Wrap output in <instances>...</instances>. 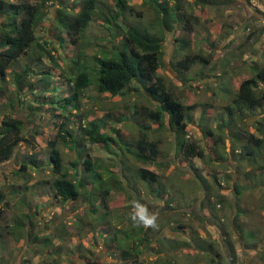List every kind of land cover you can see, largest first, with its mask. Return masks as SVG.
I'll list each match as a JSON object with an SVG mask.
<instances>
[{
	"label": "rangeland",
	"instance_id": "obj_1",
	"mask_svg": "<svg viewBox=\"0 0 264 264\" xmlns=\"http://www.w3.org/2000/svg\"><path fill=\"white\" fill-rule=\"evenodd\" d=\"M126 1L134 10L142 12V18L131 15L130 21H140L158 35L164 34L157 74L163 77L166 88L178 100L185 105H195L187 115L190 118L187 140L196 142L203 156L189 162L183 159L165 114L163 127L148 131L150 140L159 141L156 155L160 163L156 165L159 180L151 183L138 177L136 169L141 163L123 149L126 143L132 145L139 134V123H151L147 116H143L145 120L141 118L138 113L141 108L154 110L158 103L136 80H132L121 95L109 96L96 90V69L91 70L97 63L96 57L104 58L102 48L109 49L113 42L115 45L120 42L116 32L107 31L101 19L97 18L87 27L88 40L84 48L80 40L72 45L65 43L61 51L55 43L52 53L56 65L50 63L46 55L40 62H28V55H20L10 64L5 80L0 82V122L5 114H11L25 123L23 140L11 158L0 163V192L6 195V203L0 204L4 210L0 220L12 226L13 219L17 218L26 224L25 214H29L31 225L28 228L25 225V234L17 235L22 237L19 240H15L11 231L0 237V264H264V105L243 113L235 112L230 127L222 131L218 128L229 121L225 107L232 104V78L252 71L264 72V39L257 47L251 44L254 63L233 67V60L242 57L244 50L238 51L233 45L234 38L230 39L233 21L240 16L235 8L237 0H215L217 3L206 5L205 14L195 9L194 0H184L183 10L195 11L199 16L189 34L178 28L165 33L153 16L151 1ZM79 2L81 0L47 2L41 7L44 17L35 28V35L56 36L60 27L57 28L54 18L59 7L66 6L67 13L74 12L79 9ZM97 4L106 13L119 12L114 0H98ZM262 13L263 17L254 22L259 28L252 31L250 27L251 36L256 40L264 31ZM148 19L156 20L154 26L146 24ZM176 36L187 39V45H177L173 39ZM245 43L250 45L251 40L246 38ZM80 52L84 53L81 62L91 67L88 73L92 83L75 101L78 102L76 109L62 111L50 101L67 95L65 78L77 71H73V67ZM185 53H200L207 64L196 63L179 75L172 61ZM26 63L29 71L22 80L24 87L18 90L12 73L23 70ZM46 67L50 68V80L43 73ZM44 80L50 84L45 85ZM263 89L264 83L260 82L257 91ZM66 116H69L68 121H65ZM96 118L104 122L103 130L116 141L111 143V150L94 145L90 151V155L99 158L98 168L111 170L102 172L104 186L100 187L97 181L93 183L92 178L89 183L86 178L88 183L80 185L81 195L76 200L57 199L48 192L47 180L53 177L47 162L48 143L57 136L64 121V127L75 129L80 122L84 125ZM207 128L221 134L224 144L215 146L204 133ZM234 131L241 135L235 142L231 140ZM248 134L261 140L259 147L249 144L252 155L242 149L246 144L244 136ZM82 146L80 137L74 146L69 142L63 145L61 141L57 145L63 166L76 182L83 178L78 159ZM85 154L82 153V159L87 157ZM31 157L37 158L40 169L31 164ZM72 160H78L79 165L73 167ZM20 162L29 165L27 171L21 172ZM122 162L127 174L118 177L122 188L112 187V183L109 192L103 194L107 180L111 179L109 175L123 173ZM74 169L76 174L72 173ZM217 196L223 201L219 202ZM137 202L157 215L158 228H144L132 221ZM36 235L37 239H33ZM122 250L130 252L128 259L122 257Z\"/></svg>",
	"mask_w": 264,
	"mask_h": 264
},
{
	"label": "trees",
	"instance_id": "obj_2",
	"mask_svg": "<svg viewBox=\"0 0 264 264\" xmlns=\"http://www.w3.org/2000/svg\"><path fill=\"white\" fill-rule=\"evenodd\" d=\"M53 0H39L38 2H30L28 0H0V82L5 80L7 69L10 64L17 59L20 55H28L27 61L40 62L43 56H47L50 59V63H54V56L52 50L55 43L61 51L65 43L76 44L79 40L82 45L88 40L85 31L89 24L94 20L101 19L107 31L110 30L116 32L120 38V42L115 45L112 43L111 47L102 48L101 52L105 55L104 58L96 57L97 63L92 66L91 70L96 69V90L99 93L109 96L121 95L124 89L128 87V84L132 80L139 82L146 92L153 98L158 106L154 110H147L146 107L141 108L138 112L141 118L147 116L151 121L148 123H139L140 132L132 142V145L126 143V147L123 149L124 153H128L133 159L138 160L141 164L137 167L136 173L138 177L144 182H158L159 172L156 169V165H160L156 161V155H158L159 141L150 140L148 138V131L159 130L163 127L162 119L165 114L169 118L171 128L173 131L177 150L181 152L183 159L186 162L192 161L194 158H202L203 151L194 141H188L189 135L187 133V125L190 118L187 117L188 113L194 109V104H183L178 100L174 94L166 88L163 77L157 74L158 67L161 64V58L163 55V43L165 41L164 34L158 35L153 32L152 27H145L144 25L130 21L128 18L131 15H135L137 18H142V12L134 10L133 7L127 4L126 0H114L117 6L118 13H106L98 4V0H81L79 2V9L74 12H66V6L59 7L58 14L55 16L57 23L56 36L45 38L35 35V28L43 20L44 13L41 10L47 2ZM151 1V11L155 19L160 22L164 28L165 33L173 32L176 28L181 32L187 34L194 30V24L198 22L199 16L195 11L187 13L183 10L184 0H148ZM215 0H194L192 5L195 9L205 11L207 4H215ZM200 2L201 7L197 8L196 5ZM77 5V4H75ZM74 8V7H73ZM72 8V11H73ZM153 21L147 20L154 26ZM252 34L247 36L249 38ZM177 41V45H187V39L173 38ZM118 49L116 48L119 46ZM84 48V45H83ZM84 57V53L80 52L78 58L74 61L75 73H71L66 77L67 95L58 99L51 100L57 104V107L63 109L62 111L76 109L79 96L83 93L92 82L88 73V69L80 59ZM174 70L180 75L182 72L189 70L196 63L207 64V59L200 53H185L177 61H172ZM28 63L24 65L23 70H14L12 73L14 84L17 89L20 90L24 87L22 80L25 73H27ZM56 65V64H55ZM50 68L46 67L43 73H46L47 79L50 80ZM62 76V75H61ZM45 81L46 84H50L49 81ZM264 83V72L252 71V73H242L237 77L232 78L230 84L233 85L232 104L230 107L226 106V114L229 117L228 123L225 122L218 126L219 130L227 129L232 122V116L235 112L243 113L245 110H254L264 105V89L257 91L259 83ZM28 88L33 90L30 84ZM31 107V106H29ZM32 109H38L33 107ZM71 109V111H72ZM69 120V116L65 117V121ZM143 120H145L143 118ZM231 120V123H230ZM62 124L59 133L50 140L49 155L47 158L48 164L51 166V173L53 177L48 182V192L53 193V196L61 200H76L80 194V187L88 183L86 178H92V182L97 181L101 186L103 185L102 172H110L109 167L103 169L98 168L101 165L99 158L90 155L91 149L94 145H98L105 149L111 150V143H115L113 135L104 131V122L99 119H91L86 124L81 122L75 129L64 127ZM136 122V121H135ZM150 123V124H149ZM227 126V128H226ZM25 123L21 118L14 117L11 114H5L4 118L0 122V163L11 158L14 149L23 140L22 132L24 131ZM171 131V132H172ZM205 135L211 138L212 142L216 145L224 144V138L221 134H215L212 129L207 128ZM216 135V136H215ZM244 136V135H243ZM78 137L81 139L83 146L78 150V159L81 160V166L83 169V178L74 181L69 169L63 166L62 153L57 147L58 142L61 141L63 145L68 142L73 146L78 143ZM213 137V138H212ZM246 144L243 145V151L252 155V151L248 149L249 144H255L260 146L261 140L255 138L254 135L248 134V137L244 136ZM241 138L239 132H235L231 136V140L235 142ZM59 140V141H58ZM241 149H239L240 152ZM85 152L86 156L82 159V153ZM29 161L35 167L40 169L42 166L38 163L37 158H30ZM71 165L77 167L79 165L78 160H72ZM123 173L118 174L112 172L107 180L108 186L104 188L103 194L109 192V185L115 188H122L120 185L122 182L118 178L119 175L124 176L126 169L124 162H122ZM29 165L24 162H20L21 172L27 171ZM77 170L72 171L76 174ZM205 181L204 179H202ZM213 180H216L213 177ZM90 183V179H89ZM81 185V186H80ZM86 193L89 191L85 190ZM209 194H212L208 191ZM209 197V196H208ZM238 196H236L237 198ZM6 195L0 192V204L1 206L6 203ZM217 200L222 202V198L217 196ZM3 208H0V219L2 218ZM27 219L26 224L19 219H13V225L9 223H2L0 220V237L4 234H9L8 231L15 236V240H19L22 237L18 234H25V225L30 224L29 214H25ZM31 225V224H30ZM7 227H10L7 229ZM17 232V233H15ZM37 235L33 239H37ZM124 259H128L130 252L128 250H122L121 252Z\"/></svg>",
	"mask_w": 264,
	"mask_h": 264
},
{
	"label": "crops",
	"instance_id": "obj_3",
	"mask_svg": "<svg viewBox=\"0 0 264 264\" xmlns=\"http://www.w3.org/2000/svg\"><path fill=\"white\" fill-rule=\"evenodd\" d=\"M237 1L239 3H237L236 5L234 4V5H235V8H238V10L236 11L240 12V16L238 17L236 16L235 21H233L230 39L234 38L233 45L239 48L238 51L243 50V49L244 50H243L242 57H235V59L233 60L232 65H231L233 67L236 64H245L247 62L254 63L255 55L250 54L251 44L257 47L262 43V40L264 39V31H263L262 36H260L259 39L256 40V39H253L252 36H250L249 37V40H251L250 45H247L245 43L247 36L251 34L250 27H252V31L259 28V26L255 24L254 22L256 20H259L261 16L263 17L262 11L264 12V0H258L257 3H254L252 0L250 1L249 0H237ZM257 7H259V9H257ZM227 10L230 11L229 9ZM206 11H207V6H205V11L204 12L201 11V12L205 14ZM250 23H252V25H250Z\"/></svg>",
	"mask_w": 264,
	"mask_h": 264
},
{
	"label": "clouds",
	"instance_id": "obj_4",
	"mask_svg": "<svg viewBox=\"0 0 264 264\" xmlns=\"http://www.w3.org/2000/svg\"><path fill=\"white\" fill-rule=\"evenodd\" d=\"M135 211L131 214L132 221L137 226H142L144 228H158L157 215L149 213L147 207L140 204L139 202L134 204Z\"/></svg>",
	"mask_w": 264,
	"mask_h": 264
},
{
	"label": "built area",
	"instance_id": "obj_5",
	"mask_svg": "<svg viewBox=\"0 0 264 264\" xmlns=\"http://www.w3.org/2000/svg\"><path fill=\"white\" fill-rule=\"evenodd\" d=\"M189 135V134H188Z\"/></svg>",
	"mask_w": 264,
	"mask_h": 264
}]
</instances>
